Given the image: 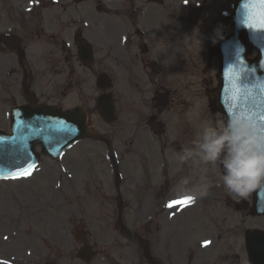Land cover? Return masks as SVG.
<instances>
[{
    "label": "rangeland",
    "instance_id": "374dc122",
    "mask_svg": "<svg viewBox=\"0 0 264 264\" xmlns=\"http://www.w3.org/2000/svg\"><path fill=\"white\" fill-rule=\"evenodd\" d=\"M201 1L202 0H199V3ZM189 2L192 3L193 1ZM178 6H180L179 10L181 12V16L178 14L176 15L179 22L176 23V27L174 29L176 34L173 41L168 42V38L172 35V32L169 31L166 32L165 39H161L156 43V50L162 57H165L164 61L171 58V56L166 55V49L173 45V43L177 40L179 33H181L179 45L188 43L189 39H195L198 37H203L205 40V36L203 35L205 32V25L200 16L199 8L192 9L190 15L188 16V11L181 5V0H176V7ZM161 14L162 13H160V15ZM186 33H188L190 37H187ZM192 54H194V52ZM204 69L205 64H201L195 70L192 69L185 76L178 74L176 70H174L173 74H165V83L171 84L173 89L177 92V94H173L174 102L172 101L173 104L171 105V109L168 111L169 116H171L170 113L176 115L177 111H184L185 108L189 107L188 103L185 102L191 103L193 99L196 100L197 98H200V96L203 101L204 91L202 90V82L209 87H213L212 85L216 83L213 71L210 69V71L205 75L201 72L204 71ZM141 87L143 88V86ZM115 90L119 100L121 99L122 94L124 96L128 93V91H135V89L127 88L123 81H119L115 84ZM196 102H198V99ZM204 107H206V105ZM126 112V107L119 108L121 120L116 124H124L123 115ZM205 113L207 114V120L204 121V125L201 127L198 134L202 132L205 126H212L220 123L221 117L219 114H215L210 111ZM201 117L202 116L199 113V118L201 119ZM94 118L97 119L96 116ZM199 125L200 124H196L194 129H197ZM1 128L8 130L7 124ZM176 129V125H173L172 128L169 127L166 133L162 135V138L165 140L168 139L169 134ZM115 130H117L116 127ZM192 135L193 132L190 131L189 134L185 136V141L181 140L178 143L179 154H181L184 149L192 147V142L194 141L193 138H191ZM197 136L195 138H197ZM89 142L90 141H84L79 143L74 150H71L59 161H52L48 158L42 157L39 161V165L33 170V172H36L33 173L32 178L28 180L24 179L19 183L13 184L9 188H5L4 192L0 191V199L4 197V200H0V209L2 207L6 208L9 205L8 199L12 200V196L10 195L11 189H16L18 198L21 199L24 197L23 202L28 203L29 205L31 203L36 204L35 198L39 199L38 195L41 194V204L43 203V207L38 208L30 205L31 211L23 212L22 210L19 216L22 224L21 230L24 229L25 226H23V224L25 222H32V228L30 231L33 235L32 237L31 235L29 237L25 236V241H27V244L31 247L32 256H36L35 247L41 246V242L43 243V264H84L76 260L74 257L78 245L71 236V233L80 227H86L90 230L91 240L96 246L100 247L101 243H103L102 241L107 242V245L110 248L108 254H106L107 257L113 253H122L123 256L117 255L118 257H122V259L130 256V249L126 248V246L121 247L122 245L119 243L125 239L120 238L119 229L116 224L117 209L116 202H114V192H112L110 196H106L103 194V192L105 193L104 187L95 189L93 186L95 182L93 181L92 184L90 181L88 185L89 196L85 193L87 184H84V182L88 179L85 175L87 174L86 170L90 168V165L92 167V175H94L95 178L98 176L103 177L106 175V172L108 174V171H110V169H106L105 164L99 157L92 158L91 160L88 159L87 162L84 161L83 156L85 154L87 155V152L90 150L88 145L90 144ZM82 151L85 154L82 153ZM87 156L90 157L89 155ZM136 158L134 160H136ZM134 160L131 163L130 172H134L135 167L139 164L134 163ZM186 167L187 170L182 175L185 179L189 180V184L186 185V187H192L193 184L199 182L202 176L209 179L213 186L210 188L208 195L205 196V202H203L198 209L192 208L184 212L182 214V218H178L176 220V224H179V227L188 226L190 235H194L195 238H202L206 237L208 230L213 229V226L214 229L217 230V227H221L222 223L227 220L223 234L233 235L237 232L240 236L241 232L243 233L241 226L236 225V229L231 231L230 228L233 226L230 224L229 220L233 217H235V220H240V218H244L246 215L237 213L236 209L230 206L231 198L227 193L222 192L223 184L220 180L221 175L217 165L212 166L209 164L197 166L187 163ZM186 174L189 175V178L186 177ZM182 180L184 179L176 181V188L173 196H176V189L181 186ZM218 183H220L219 187L216 186ZM122 184L120 186V190L122 192V198L125 205L128 200L132 201L134 198L138 199L140 194H137V192L132 194V190H130L127 197H125V194L122 191ZM60 190L61 194H59ZM110 199H112V202ZM59 205H61V207H59ZM125 205L122 212L123 221L126 225L127 221L125 217H128L125 213L129 209V206L125 207ZM37 208L41 209L39 210V213L36 211ZM132 212L134 211L132 210ZM228 213L231 215V219L227 218V215H229ZM36 216L39 217L37 218ZM220 219L222 220V223L220 222ZM246 221V218L243 219V222ZM253 224L263 226L264 221L263 219H256ZM194 227L195 229L193 231ZM2 230L3 227L0 222V234H2ZM178 231L180 232L179 228L176 226V233H179ZM219 234L220 232H218V240L221 239ZM39 235L42 236L40 239ZM234 238H236V235L230 238L234 242L233 246L230 247L231 255L229 254L228 257L225 258L226 264H244V262L237 261L234 257V254L237 253L242 257V259L245 258V255L242 254L243 249L241 247L243 239L238 240ZM187 239L190 240L191 237H187ZM19 242L22 243L23 241L19 240ZM187 242H185V244ZM126 244L130 245V243ZM120 248L125 249L122 251ZM6 251V248L3 249V254H6ZM181 251V248L179 250L177 249L176 255L178 256ZM101 253H103V251H101ZM213 254H217L216 251L209 249L203 256H206L208 259L211 258ZM109 260L110 259L108 258V262ZM108 262L106 260L95 259L91 264H115L112 259L109 263ZM202 263L207 264V260L202 259Z\"/></svg>",
    "mask_w": 264,
    "mask_h": 264
},
{
    "label": "flooded vegetation",
    "instance_id": "af4514ba",
    "mask_svg": "<svg viewBox=\"0 0 264 264\" xmlns=\"http://www.w3.org/2000/svg\"><path fill=\"white\" fill-rule=\"evenodd\" d=\"M68 3L69 0H59L54 8L49 0H41L38 15L34 12H18L16 15L0 17V34L4 36L0 63H43L46 69L53 70L63 88L61 101H58L60 106L73 92L80 97L79 70L92 73L95 70L92 63H96L92 24L82 26L83 20L75 17ZM129 9L125 7L126 16ZM134 11L137 13L130 20L132 26L136 25L141 8L136 7ZM84 41L87 43V52L81 54L79 47ZM140 44L136 39H128L131 48L137 49ZM132 60L137 66L130 72V77L138 78L139 67L151 65L143 53H134ZM83 104L88 106L86 100H82Z\"/></svg>",
    "mask_w": 264,
    "mask_h": 264
},
{
    "label": "clouds",
    "instance_id": "9594fccd",
    "mask_svg": "<svg viewBox=\"0 0 264 264\" xmlns=\"http://www.w3.org/2000/svg\"><path fill=\"white\" fill-rule=\"evenodd\" d=\"M257 5L264 7V2L257 0ZM177 160L181 164L222 166L220 180L225 190L235 197L247 198L264 188V120L230 111L225 122L205 126L192 147L177 154ZM188 184L189 180H182L175 195L191 197L193 203L207 196L213 186L203 176L192 187H186Z\"/></svg>",
    "mask_w": 264,
    "mask_h": 264
},
{
    "label": "water",
    "instance_id": "95a60500",
    "mask_svg": "<svg viewBox=\"0 0 264 264\" xmlns=\"http://www.w3.org/2000/svg\"><path fill=\"white\" fill-rule=\"evenodd\" d=\"M230 38V40H229ZM223 44L229 43V46L232 47L234 44H238L242 48V58L244 56L245 46L240 41V36L238 35H229L223 42ZM244 64L250 67L255 74H260L259 60L255 62H244ZM230 103H235L232 99ZM224 102L221 103V109L224 108V113L226 115V120L228 118L229 111L227 110L229 106H224ZM230 111L239 112L242 111L248 115H251L253 118L260 120L261 116H264V102L255 100L252 98L246 99L239 106L234 104L229 108ZM15 130L13 131V137H0V171L5 167H10L9 162L13 159L15 160H24V156L27 154H33L32 147L35 144H41L42 150L48 152L53 156H56L60 150L69 145L71 140L77 138L82 130L81 124L78 126L77 122L71 124L68 120L56 119L58 115L54 113H42L40 110H18L13 118ZM63 144H60L61 141ZM11 146H10V145ZM6 146L11 147L10 153L4 154L2 150H5ZM22 162L17 165V170H21ZM11 166L10 168H13ZM77 239H80L75 235ZM82 258L88 257V251L86 247L81 249L79 254Z\"/></svg>",
    "mask_w": 264,
    "mask_h": 264
},
{
    "label": "snow or ice",
    "instance_id": "6c2138e0",
    "mask_svg": "<svg viewBox=\"0 0 264 264\" xmlns=\"http://www.w3.org/2000/svg\"><path fill=\"white\" fill-rule=\"evenodd\" d=\"M262 2H264V0H262ZM261 25H262V27H264V17H262V19H261ZM260 119L261 120H264V116H261ZM192 202L193 201H192V198L191 197H186V198H184L181 201H176V202H173V203L190 204ZM171 206L172 205L170 204L169 207H171Z\"/></svg>",
    "mask_w": 264,
    "mask_h": 264
}]
</instances>
